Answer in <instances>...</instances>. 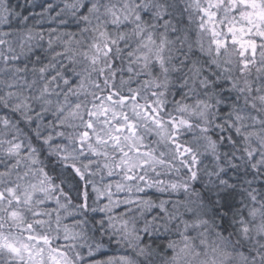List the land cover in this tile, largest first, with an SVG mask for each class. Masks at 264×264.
Instances as JSON below:
<instances>
[{
    "label": "snow or ice",
    "instance_id": "obj_1",
    "mask_svg": "<svg viewBox=\"0 0 264 264\" xmlns=\"http://www.w3.org/2000/svg\"><path fill=\"white\" fill-rule=\"evenodd\" d=\"M0 264H264V0H0Z\"/></svg>",
    "mask_w": 264,
    "mask_h": 264
}]
</instances>
